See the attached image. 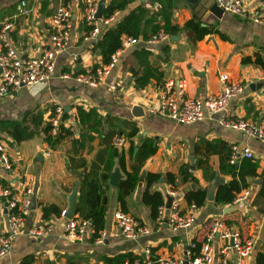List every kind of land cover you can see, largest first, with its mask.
<instances>
[{"label": "crops", "instance_id": "1", "mask_svg": "<svg viewBox=\"0 0 264 264\" xmlns=\"http://www.w3.org/2000/svg\"><path fill=\"white\" fill-rule=\"evenodd\" d=\"M20 1L22 0H0V11L12 8L4 18H0V52L4 49L2 29L6 24H10V29L5 31L7 44L16 48L23 56H37L41 45L47 39L50 17L60 4H68L73 13L70 43L67 50L58 56L55 75L49 82L22 88L13 96L0 99V121H20L28 113L31 115L38 112L42 117L41 126L49 125L55 108L61 106L64 114L67 113L63 128L68 129L72 135L55 148H50L42 132L20 144L14 143L6 132L0 133V139H6L10 144L9 155L15 167L32 179L35 202L26 217L25 231L33 226L51 228L48 235L40 238L30 237L23 232L15 239L11 253L0 258V264H105L104 259L128 254L137 257L135 259L140 258L145 264H159L162 261H182L185 264L188 244H195V252H198L212 222L216 220L239 231L243 237L254 233V249L246 264H264V143L223 127L219 123L221 114L206 117L192 125H178L169 119L150 114V109L155 108L158 103L159 92L165 82L182 80L188 97H204L220 92L219 77L226 74L231 81L240 82L244 87V90L229 102L231 116L234 119L264 124V68L241 63L242 58L253 59L256 52L264 51V25L255 23L252 16L258 11L264 17V0H243L245 16L224 13L222 19L218 20L209 11L205 14V21L217 24L219 30L225 33L231 42L223 41L217 35H208L201 41L193 42L185 34H181L173 41L170 36L163 44L134 46L120 53L106 84L97 88L82 87L73 80L60 78V75L65 73L79 74L87 68L103 64L96 43L91 48V43L83 40L88 31L83 21V0H24L30 12L25 16H18ZM111 1L104 0L102 10ZM144 2L145 0H134L124 10H119L112 26L122 21L137 7H145L150 13L156 10L155 4L144 5ZM211 2L208 0V4ZM195 12L203 13L199 7ZM190 16V7L183 0H178L173 13L174 22L182 25ZM105 29L102 28L100 38ZM164 45L167 47L165 53L162 51ZM139 48L149 49L153 55V64L163 70L165 76L161 87L152 81V84L143 89L135 88L128 68L132 63L131 54ZM74 57H77V61ZM110 84H116V91L110 90ZM79 106L101 117L104 131L108 130V119L112 120L113 127H120L124 135L135 125L138 129L133 138L135 145L145 138L157 139L158 149L146 161L142 170L145 173H171L179 183L177 175L180 167H189L196 183L179 184L175 187L179 211H185L190 204H195L188 203L185 199L190 190L198 188L206 194L204 205L197 206L192 227L178 230L165 225L158 227L154 219L149 217L148 209L140 203L143 190V183H140L129 199L127 213L147 226L150 233L138 239L124 238L113 219V214L120 210V205L117 201V187L110 185V178L107 182L109 201L102 229L106 233L103 243L96 244L92 235L84 243L69 241L64 237V221L59 216L52 214L48 220L42 218V207L45 205H54L60 211L68 209V199L74 189L75 203L78 200L83 173L68 167V161L73 157V140L83 138V145L77 152L78 157H85L89 163L95 161L98 166L99 159L106 158V147L101 141L103 135L98 131L100 129L92 128L90 121L85 126L80 125L76 117V107ZM217 141L224 143L228 150L232 144L248 147L253 154L251 159H243L236 164L240 175L248 184V187L244 188L250 192L246 201L215 204L217 187L231 180V175L219 170V152L205 151L206 143ZM197 147L199 152H196ZM121 148L126 153V139ZM215 148L220 150L221 147L216 145ZM203 155L207 157V164L196 168L195 162ZM96 156L103 158L96 159ZM116 170L120 174V181L123 174L117 160L112 174ZM0 184L16 186L18 180L12 174L0 173ZM170 186L171 184L162 179L152 189L160 192L165 200ZM6 232V209L2 207L0 234ZM225 244L220 238L214 239L212 264L220 263L219 250ZM231 259H235L234 253L231 254Z\"/></svg>", "mask_w": 264, "mask_h": 264}, {"label": "built area", "instance_id": "2", "mask_svg": "<svg viewBox=\"0 0 264 264\" xmlns=\"http://www.w3.org/2000/svg\"><path fill=\"white\" fill-rule=\"evenodd\" d=\"M215 2L224 13L236 16H245L243 0H211ZM83 21L88 28L83 37L85 42L91 43V48L99 40L102 28L112 26L119 12L114 11L110 16L97 18L100 0H83ZM30 12L27 2L20 1L17 14L25 16ZM253 21L264 25V17L256 11ZM73 13L68 4H60L50 17L47 30V39L41 45L37 56H23L16 48L5 41V31L10 29L6 24L2 29L4 49L0 52V99L16 94L22 88H31L49 82L55 75L58 56L65 52L70 43V31L72 29ZM170 36L162 31L153 34L146 39L133 38L123 34L120 37V47L110 56L107 63L97 67H90L79 74L65 73L61 79L73 80L82 87L97 88L105 85L107 77L119 60L120 53L137 45H156L165 43ZM77 61V57L73 58ZM221 90L217 94L188 97L185 84L182 80H169L160 89L158 103L150 109V114L155 117L165 118L178 125H192L201 122L206 117L221 114L219 123L228 129L238 131L248 138L264 143V124H257L249 120L234 119L231 116L229 102L240 94L244 87L240 82L231 81L228 75L219 77ZM111 91H116V84H110ZM64 109L57 106L54 116L49 121L50 135L55 136L64 127ZM114 146L121 148L125 141L121 137L114 138ZM10 144L6 139H0V173L12 174L18 184H0V209L5 207L7 217V232L0 234V258L11 253L15 239L25 232L33 238H40L51 232L50 226H33L25 231V220L29 215L34 200V188L32 179L26 173L15 167L10 155ZM253 154L248 147L232 144L229 152V164L236 165L242 159H251ZM175 188L170 186V191L164 202L157 208L154 221L158 227L163 225L173 229H188L195 223L196 204H190L185 211H179V201L175 197ZM250 196L249 189H244L235 195L232 202L246 201ZM168 198H171L167 208ZM59 217L64 221V237L76 243H84L92 235L91 221L72 213L67 217V209L60 212ZM115 225L121 235L126 239H138L149 235L150 229L138 221L131 214L117 210L113 214ZM257 227H255V230ZM106 233L102 230L94 239L96 244L103 243ZM220 238L226 244L219 250V264H246L254 249L255 234L243 237L237 230L228 227L224 222L216 220L201 243L199 251L195 252L196 245L188 244L186 250L187 260L185 264H212L214 261V239ZM234 253L235 259H231ZM123 264H145L140 259L126 260ZM159 264H184L182 261H162Z\"/></svg>", "mask_w": 264, "mask_h": 264}, {"label": "trees", "instance_id": "3", "mask_svg": "<svg viewBox=\"0 0 264 264\" xmlns=\"http://www.w3.org/2000/svg\"><path fill=\"white\" fill-rule=\"evenodd\" d=\"M134 0H112L107 7L102 10V16L108 17L114 11L124 10L129 3ZM178 0H145L146 3L155 4L156 10L150 13L145 7H137L131 10L122 21L116 23L110 28H106L102 37L96 42V47L99 49L103 63H107L110 56L120 47V37L125 34L133 38L142 36L147 37L158 33L159 31L168 34L169 36H179L185 34L193 42L201 41L208 35H217L223 41L231 42L230 38L219 30L217 24L207 23L205 14L208 12L210 4L208 0H200L197 4L191 5L185 1V4L191 9L190 19L182 25L174 22L173 13ZM203 11L202 14L195 12L196 8ZM12 8L0 11V18H4L6 13ZM163 44V43H162ZM145 46V45H144ZM164 45L162 51L165 53L167 47ZM132 63H130L129 71L134 80L136 89H143L152 81L155 85L161 87L163 85L164 72L156 67L152 62V52L146 48H139L133 51ZM242 64H254L264 68V51L256 52L254 58L244 57L241 60ZM76 117L80 125L90 121L92 128L98 130L102 135V144L106 147V158L99 159L102 156H96L99 159V166L93 162H88L85 157H78L77 152L83 145L82 139L72 141V156L68 161V167L74 168L83 173L81 186L79 190L78 200L74 206V213L81 218L91 221L92 238L95 239L98 233L102 231L105 216L108 208L109 195L107 192V182L110 178L115 161L123 174V179L119 181L117 186V201L120 205V210L129 212L128 202L132 197L135 189L140 183H143V190L140 196V203L148 209L149 217L155 218L157 208L164 202L160 192L153 190V186L164 180L175 188L179 184L196 183L194 177L189 171L187 165L181 166L177 175L179 183L176 182L175 176L171 173L165 175L155 174L151 172L145 173L141 178L142 170L146 161L151 158L157 151V139L145 138L140 144L135 145L133 138L136 136L138 129L135 125L131 126L130 131L124 135L120 127L114 126L112 120L108 119V130L104 131L103 119L98 117L93 111H85L82 107H76ZM67 118V113L63 115ZM42 117L38 112L29 113L20 121H0V133L6 132L16 144L30 140L36 134L42 132L46 144L50 148H55L60 142L66 138H70L72 133L63 127H60L55 136L50 135V126H41ZM97 127V129H96ZM115 137H125L128 141V149L125 153L123 148L114 146ZM91 139V137H88ZM125 139H123L125 141ZM216 145L221 148L216 149ZM100 151V150H98ZM199 152L197 147L196 152ZM206 153L219 152V170L231 175V180L220 184L215 193V204L224 205L232 203L236 194L242 189L248 187L243 176L240 175L236 165L229 164V152L227 146L220 142L206 143ZM97 154V153H95ZM103 158V157H102ZM95 159V160H96ZM243 160V159H242ZM245 160V159H244ZM207 164V157L202 156L195 162V167L200 168ZM101 165L103 167H101ZM206 194L204 190L194 188L190 190L185 199L188 203H195L201 207L205 203ZM60 210L54 205H45L42 207V218L48 220L50 216H59ZM135 258L132 255H121L113 259H104L105 264H123L125 260L133 261ZM140 259V258H139ZM141 260V259H140Z\"/></svg>", "mask_w": 264, "mask_h": 264}, {"label": "water", "instance_id": "4", "mask_svg": "<svg viewBox=\"0 0 264 264\" xmlns=\"http://www.w3.org/2000/svg\"><path fill=\"white\" fill-rule=\"evenodd\" d=\"M191 5H195L197 4L200 0H183ZM103 3L104 0L100 1L99 4V10L97 13V18H100L101 14H102V8H103ZM209 13L211 15H213L216 19L220 20L223 17L224 11L223 9H221L215 2H211L210 7H209ZM176 36H172L170 39L173 41L175 40ZM145 175V172L142 171L141 173V178H143ZM120 178V174L119 172L116 170L113 174H111L110 176V185L117 187L118 186V181ZM75 199H76V189H74L73 193L71 194V196L69 197V207L67 209V217H70L72 215V213L74 212V206H75ZM170 201L171 198H168V203H167V208L170 206ZM35 199L33 200L32 205H34Z\"/></svg>", "mask_w": 264, "mask_h": 264}, {"label": "rangeland", "instance_id": "5", "mask_svg": "<svg viewBox=\"0 0 264 264\" xmlns=\"http://www.w3.org/2000/svg\"><path fill=\"white\" fill-rule=\"evenodd\" d=\"M148 5H150V6H151V4H150V3H148Z\"/></svg>", "mask_w": 264, "mask_h": 264}]
</instances>
